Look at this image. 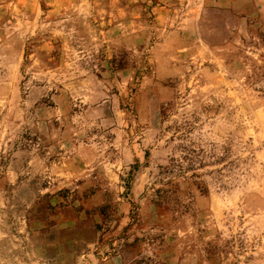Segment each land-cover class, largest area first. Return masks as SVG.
<instances>
[{"label":"rangeland","instance_id":"rangeland-1","mask_svg":"<svg viewBox=\"0 0 264 264\" xmlns=\"http://www.w3.org/2000/svg\"><path fill=\"white\" fill-rule=\"evenodd\" d=\"M0 264H264V0H0Z\"/></svg>","mask_w":264,"mask_h":264}]
</instances>
